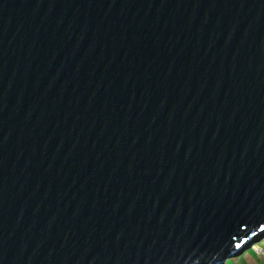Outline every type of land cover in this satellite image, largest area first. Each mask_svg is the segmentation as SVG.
Here are the masks:
<instances>
[{
	"label": "water",
	"instance_id": "95a60500",
	"mask_svg": "<svg viewBox=\"0 0 264 264\" xmlns=\"http://www.w3.org/2000/svg\"><path fill=\"white\" fill-rule=\"evenodd\" d=\"M263 237L264 0H0V264Z\"/></svg>",
	"mask_w": 264,
	"mask_h": 264
},
{
	"label": "rangeland",
	"instance_id": "374dc122",
	"mask_svg": "<svg viewBox=\"0 0 264 264\" xmlns=\"http://www.w3.org/2000/svg\"><path fill=\"white\" fill-rule=\"evenodd\" d=\"M264 241V237L260 240H257L254 243H251L247 245V247L250 249H253L254 254L250 256H245L242 259H238V256L240 255H230L227 254L226 258L217 264H226L227 261L233 260V264H264V243L261 244V242ZM247 248V249H248ZM231 264V263H230Z\"/></svg>",
	"mask_w": 264,
	"mask_h": 264
},
{
	"label": "trees",
	"instance_id": "16d2710c",
	"mask_svg": "<svg viewBox=\"0 0 264 264\" xmlns=\"http://www.w3.org/2000/svg\"><path fill=\"white\" fill-rule=\"evenodd\" d=\"M262 243H264V241L263 242H261V244ZM254 254V251H253V249H246L240 256H238V259H242V258H244L245 256H250V255H253ZM233 264V260H231V261H227L226 262V264Z\"/></svg>",
	"mask_w": 264,
	"mask_h": 264
}]
</instances>
